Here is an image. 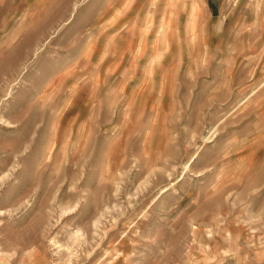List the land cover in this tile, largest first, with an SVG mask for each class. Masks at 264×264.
Returning <instances> with one entry per match:
<instances>
[{"label": "rangeland", "instance_id": "1", "mask_svg": "<svg viewBox=\"0 0 264 264\" xmlns=\"http://www.w3.org/2000/svg\"><path fill=\"white\" fill-rule=\"evenodd\" d=\"M0 264H264V0H0Z\"/></svg>", "mask_w": 264, "mask_h": 264}]
</instances>
